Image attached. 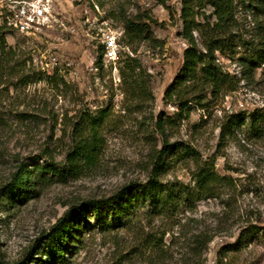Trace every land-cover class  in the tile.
Masks as SVG:
<instances>
[{"label":"rangeland","instance_id":"rangeland-1","mask_svg":"<svg viewBox=\"0 0 264 264\" xmlns=\"http://www.w3.org/2000/svg\"><path fill=\"white\" fill-rule=\"evenodd\" d=\"M9 3L0 0L7 49L16 51L11 66L0 72V264H40L47 255L38 251L72 203L111 197L126 185L149 181L156 147H163L155 132L161 119L168 124L174 159L163 180L191 187L196 165L209 163L230 177L227 186L218 197L189 198L171 216L139 210L126 227L103 230L91 218L69 264H264V137L251 136L242 122L252 113H264V66L247 78L238 62L221 57L236 76V89L218 99L202 91L210 106L190 101L181 112L166 90L189 46L182 33V0H61L59 19L65 25L40 36H26L6 24ZM263 5L258 0L252 10H239L248 31H254L255 12L264 19ZM139 10L151 17L145 22L159 41L156 47L127 37L128 19ZM206 11L212 15L214 9L209 5ZM103 17L120 35L121 51L112 64L104 63L94 30ZM126 54L140 60L152 95L128 89L122 70ZM233 113L243 116L230 131L227 118ZM91 117L104 120L95 163L65 180L50 176L38 197L11 205L6 189L13 173L23 164L69 166L68 154ZM182 144L195 152L185 153ZM252 225L240 246L243 230ZM201 231L212 239L199 248L196 234Z\"/></svg>","mask_w":264,"mask_h":264},{"label":"trees","instance_id":"trees-1","mask_svg":"<svg viewBox=\"0 0 264 264\" xmlns=\"http://www.w3.org/2000/svg\"><path fill=\"white\" fill-rule=\"evenodd\" d=\"M166 1L159 0L161 3ZM256 3L258 0H182L184 23L182 33L188 39L189 46L184 50V62L179 74L166 90V97L170 102L180 103L181 112L186 107L189 108L190 101L207 109L211 101H208V94L203 95L202 91L208 90L212 97L218 99L224 92L236 89L235 83L238 82L236 76L225 69L221 57L238 62L247 78H254L256 71L264 66V19L259 18L255 12L254 31L250 32L247 29L249 24L238 15L240 9L252 10ZM209 5L214 9L212 15L206 11ZM146 20H151L148 11L139 10L137 14L130 16L127 37L131 39L137 36L149 40L156 47L159 41L154 37ZM7 32L6 25L0 24V72L7 68V64L11 66L10 63L16 55L13 48L7 49ZM126 56L122 70L125 84L128 86L129 83L128 89L152 95L148 75L138 57L129 54ZM100 57L102 59L101 55ZM38 75L41 79L42 76ZM29 77L25 76V79L28 81ZM242 116L241 113L229 115L226 127L234 131ZM103 122V119L92 117L88 120L74 149L68 154L69 166L59 165L54 161L46 164L21 165L7 185L6 196L9 203L16 206L19 202L38 197L41 187L50 180V176L65 180L68 175L76 176L87 166L93 165L103 142ZM242 122L246 124L251 136L264 137V113H252L249 120L245 119ZM156 125L155 132L161 135L163 147L162 149L156 147L153 174L149 181L126 185L111 197L72 203L52 227L47 241L44 242V249L38 251V254L47 255V259L40 264H69V256L82 240L83 228L91 224V218L101 229L112 230L128 226L139 210H144L142 213L149 216H171L174 212H179L189 198L190 201H201L220 195L230 177L220 174L209 163L196 165L191 187L178 181L163 180L162 176L172 166L174 159L166 134L167 121L158 120ZM182 147L185 153L195 152L192 146L182 144ZM186 188H190L191 191ZM187 192L189 194H186ZM252 227L254 228V225L243 230L238 242L240 246L250 235ZM211 239V236H206L202 231L196 234L199 248L206 247ZM157 250L161 252L164 247Z\"/></svg>","mask_w":264,"mask_h":264},{"label":"built area","instance_id":"built-area-1","mask_svg":"<svg viewBox=\"0 0 264 264\" xmlns=\"http://www.w3.org/2000/svg\"><path fill=\"white\" fill-rule=\"evenodd\" d=\"M9 2L7 13L4 15L5 22L26 36H40L53 30L55 25H65V21L59 19L58 9L61 0H9ZM94 6L101 13L99 5L94 3ZM94 30L103 47L104 63L112 64L118 60L121 51L118 31L108 17H103L99 25H95ZM51 59L53 63L58 61L56 56Z\"/></svg>","mask_w":264,"mask_h":264}]
</instances>
